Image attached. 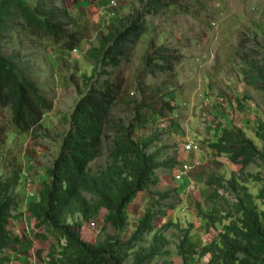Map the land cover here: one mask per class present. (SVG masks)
<instances>
[{
    "label": "rangeland",
    "instance_id": "rangeland-1",
    "mask_svg": "<svg viewBox=\"0 0 264 264\" xmlns=\"http://www.w3.org/2000/svg\"><path fill=\"white\" fill-rule=\"evenodd\" d=\"M149 1L152 0H58L82 29L83 40L75 52H63L50 42L44 43L20 22L16 23L4 51L19 58L29 80L53 105L40 127L27 133H19L10 121V111L0 109V175L9 181L17 177L15 192L23 200H36L40 187L48 181L47 171L53 167L69 130L73 109L88 90L83 78L96 72L85 53L97 47L99 38L112 30L117 21L130 19ZM161 2L157 13L150 12L144 18L145 30L131 52L129 63L112 72V79L121 86L120 104L112 115L127 124L136 106L142 102L149 106L154 111L147 113L150 122L144 129H137L132 138L138 141L156 134L158 142L153 144L150 154L159 151L158 162L171 159L179 167L186 164L190 168L186 177L189 185L186 190L175 192L181 186L173 181L174 169L160 168L156 171L157 184L137 193L126 207L123 231L103 225L102 209L94 219L83 223L81 238L94 245L108 237L125 243L135 233L139 221L151 212L152 233L145 234L137 247L148 248L153 234H160L168 242L164 249L167 256L156 258V264L164 261L207 264L209 256L183 257L178 248L189 232L191 244L199 250L227 233L225 226L236 220L235 216L229 219L224 218L227 214L219 215L223 201L218 197L224 199V209L226 212L230 209V213L237 199L223 189L216 190L215 185H206L211 177L223 180L235 177L247 189L257 211H264V202L256 199L262 184L255 181L257 178L264 181V164L256 160L241 170L226 155H216L210 148L221 132L227 130L240 132L261 149L256 131L258 125L264 124V95L245 86L239 58L244 54L264 56V0ZM165 3L169 5L165 7ZM159 49L168 51L170 70L150 75L145 56L155 58L151 65L152 62L162 65L158 53L163 52ZM190 142L199 146L197 153L184 152L183 147ZM107 161L105 142L101 156L90 164V169L95 173ZM213 190L218 197L210 200ZM159 193H166V198L161 200ZM213 205L216 218H220L218 223L208 218ZM24 214L17 216L18 221H10L9 226L14 235L29 241V247L17 250V258L11 264H48L49 253L60 238L47 226L36 228L35 222L24 220ZM34 233L45 238L36 239ZM135 249L128 252L129 258ZM19 256L22 260H18Z\"/></svg>",
    "mask_w": 264,
    "mask_h": 264
},
{
    "label": "trees",
    "instance_id": "trees-1",
    "mask_svg": "<svg viewBox=\"0 0 264 264\" xmlns=\"http://www.w3.org/2000/svg\"><path fill=\"white\" fill-rule=\"evenodd\" d=\"M57 1L32 0L28 5L22 0H0V109L10 111V121L19 133L38 129L53 105L29 80L19 58L14 53L8 55L4 48L13 35L16 23L20 22L27 32L44 43L50 42L63 52L76 50L83 40L82 29L75 25L66 7ZM161 4V0L149 1L144 7L146 9L137 11L130 19L117 21L112 30L99 38L98 46L85 53L96 72L92 77L84 76L83 85L88 90L73 109L69 130L62 140L53 167L47 171L48 181L39 189L37 199L28 201V214L34 219V226L38 229L47 226L60 238L56 246L59 250L54 247L49 253L48 264H156V258L167 256L164 249L168 242L160 234H153L148 248L137 247L145 234L152 233L151 212L139 221L135 233L125 243L108 237L94 245L83 241L80 232L83 223L94 219L102 209L105 210L103 225H109L117 232L123 231L127 221L126 207L137 193L157 184L158 169L173 170L179 165L171 159L158 162L159 151L150 154L153 144L158 142L156 134L138 141L132 138L137 129H144L150 122L147 113L154 112L144 102L130 112L131 119L127 124L122 118L112 115L114 108L120 104L121 91L120 84L112 79V72L129 63L131 52L145 30L144 18L150 12L157 13ZM168 5L165 3L164 6ZM72 22L74 25H71ZM70 27L73 29L70 30ZM159 51L163 52V55L158 53L164 62L162 65L153 62L151 65L155 58L145 56L150 75L170 70L168 51ZM239 60L245 86L264 95V56L244 54ZM257 127L256 137L262 144L260 150L240 132L230 133L227 130L221 132L210 148L216 155H226L241 170L256 160L264 164V124ZM105 142L108 144V161L94 173L90 164L101 156ZM16 180L17 177L9 181L0 175V264H10L18 246L21 250L29 247L28 243L19 242L8 229L12 211L23 202L15 192ZM255 181L262 184L256 199L264 202V181L258 178ZM206 185H215L216 190L223 189L236 196L237 202L231 205L232 213L230 209L228 213L225 211L226 202L216 195V190L210 197V200L218 197L223 201L220 216L227 214L224 218L235 216L236 220L225 226L227 233L199 250L193 247L187 232L179 245L178 254L198 258L209 256L207 264H264V211H257L247 189L235 177L229 180L211 177ZM186 187L184 185L180 190ZM174 191L178 192L177 189ZM166 195L159 193L161 200ZM215 212L213 205L214 214L211 213L208 218L218 223L220 218H216ZM33 236L36 239L45 238L36 233ZM134 248L129 258L128 252ZM161 264L172 263L164 261Z\"/></svg>",
    "mask_w": 264,
    "mask_h": 264
},
{
    "label": "built area",
    "instance_id": "built-area-1",
    "mask_svg": "<svg viewBox=\"0 0 264 264\" xmlns=\"http://www.w3.org/2000/svg\"><path fill=\"white\" fill-rule=\"evenodd\" d=\"M22 2L24 4H27V3L31 2V0H22ZM183 150L187 154H195L199 151V146L195 142H190L183 147ZM189 170H190V168L186 164H181L180 167L178 166L174 169L173 181L178 183L181 186L180 188H182L184 185H187V187H188L189 179L186 177H187V173L189 172ZM180 188H178V189L180 190ZM186 188H184L180 191L186 190Z\"/></svg>",
    "mask_w": 264,
    "mask_h": 264
},
{
    "label": "clouds",
    "instance_id": "clouds-1",
    "mask_svg": "<svg viewBox=\"0 0 264 264\" xmlns=\"http://www.w3.org/2000/svg\"><path fill=\"white\" fill-rule=\"evenodd\" d=\"M31 3H32V0H31ZM27 4H30V2L29 3H27ZM76 50H73V52H75ZM189 185V184H188ZM41 188V187H40ZM177 190H179L178 188H177ZM23 203L25 204L24 205V208H23ZM19 209V211H17ZM17 210H14V211H12V213H11V218L9 219V222H8V229L10 230V232L12 233V232H14V229H10V226H9V224H10V221H13V222H16V221H18V215H20L21 216V214L22 213H26V214H24V217H25V219L24 220H26V221H32V222H35L34 221V219L33 218H31V216L28 214V200H23V202H22V204H21V206L18 208ZM45 227V226H44ZM13 234V233H12ZM42 234V233H41ZM13 236H15V237H17L18 238V240H19V242H21V243H27V240L25 239V237L23 236V237H18L17 235H14L13 234ZM17 250H21L20 249V246H18L17 247ZM23 250V249H22ZM17 253V251L15 252V253H13L12 254V259H11V262H10V264L12 263V261L14 260V259H16L17 258V256L15 255ZM22 258L23 257H18V260H22ZM19 264V263H18Z\"/></svg>",
    "mask_w": 264,
    "mask_h": 264
}]
</instances>
